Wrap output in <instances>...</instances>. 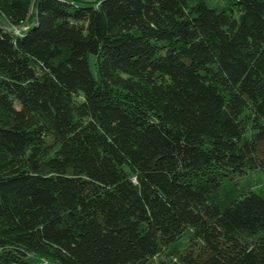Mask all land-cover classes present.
Masks as SVG:
<instances>
[{
  "label": "trees",
  "instance_id": "trees-1",
  "mask_svg": "<svg viewBox=\"0 0 264 264\" xmlns=\"http://www.w3.org/2000/svg\"><path fill=\"white\" fill-rule=\"evenodd\" d=\"M0 17V264H264V0Z\"/></svg>",
  "mask_w": 264,
  "mask_h": 264
},
{
  "label": "rangeland",
  "instance_id": "rangeland-1",
  "mask_svg": "<svg viewBox=\"0 0 264 264\" xmlns=\"http://www.w3.org/2000/svg\"><path fill=\"white\" fill-rule=\"evenodd\" d=\"M79 1H81V2H95V1H97V0H79ZM0 20H1V22L6 26V27H8L9 25H8V23L4 20V19H2L1 17H0ZM93 56H91V58H92Z\"/></svg>",
  "mask_w": 264,
  "mask_h": 264
},
{
  "label": "built area",
  "instance_id": "built-area-1",
  "mask_svg": "<svg viewBox=\"0 0 264 264\" xmlns=\"http://www.w3.org/2000/svg\"><path fill=\"white\" fill-rule=\"evenodd\" d=\"M21 29H22V28H21ZM21 29H16V31H17L18 33H20ZM27 29H28V26H23V30H27Z\"/></svg>",
  "mask_w": 264,
  "mask_h": 264
}]
</instances>
